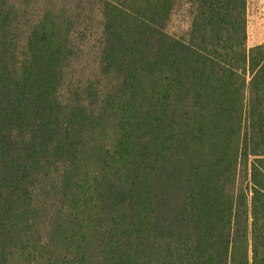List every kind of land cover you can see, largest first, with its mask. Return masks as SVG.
Masks as SVG:
<instances>
[{
	"label": "trees",
	"instance_id": "16d2710c",
	"mask_svg": "<svg viewBox=\"0 0 264 264\" xmlns=\"http://www.w3.org/2000/svg\"><path fill=\"white\" fill-rule=\"evenodd\" d=\"M98 1L97 70L65 91L72 14L47 10L22 43L0 0V264H264L247 0Z\"/></svg>",
	"mask_w": 264,
	"mask_h": 264
},
{
	"label": "rangeland",
	"instance_id": "374dc122",
	"mask_svg": "<svg viewBox=\"0 0 264 264\" xmlns=\"http://www.w3.org/2000/svg\"><path fill=\"white\" fill-rule=\"evenodd\" d=\"M11 2L16 5L19 12L16 32L22 43L30 23L39 19L47 10L63 8L74 17L75 26L71 39L79 48V52L73 66L68 70L65 91L68 86L72 87L78 80L84 81L86 77H90L92 71L97 70L96 40L100 30L98 0H11ZM246 19L247 48L263 44L264 0H247ZM189 26V6L180 3L173 10L167 32L175 37H181L188 31Z\"/></svg>",
	"mask_w": 264,
	"mask_h": 264
}]
</instances>
